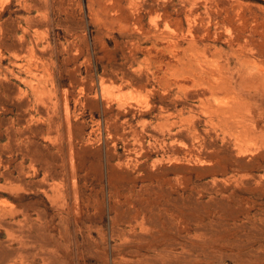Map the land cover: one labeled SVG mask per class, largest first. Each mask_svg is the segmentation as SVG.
I'll use <instances>...</instances> for the list:
<instances>
[{
  "label": "rangeland",
  "instance_id": "obj_1",
  "mask_svg": "<svg viewBox=\"0 0 264 264\" xmlns=\"http://www.w3.org/2000/svg\"><path fill=\"white\" fill-rule=\"evenodd\" d=\"M256 67L264 0H0V264H264Z\"/></svg>",
  "mask_w": 264,
  "mask_h": 264
},
{
  "label": "bare ground",
  "instance_id": "obj_2",
  "mask_svg": "<svg viewBox=\"0 0 264 264\" xmlns=\"http://www.w3.org/2000/svg\"><path fill=\"white\" fill-rule=\"evenodd\" d=\"M208 56H209V54H208ZM256 69H257L258 75L264 81V67H256ZM209 72H211V71H209ZM230 75L231 74L228 75V74H226V72L221 71V70L220 71L219 70L213 71V73L211 72V74H210L212 80H214V81L218 80V82L222 78H227ZM206 91H207V89H206ZM203 92H204V90H203ZM208 92H210V91H207L206 94L209 96L210 93L208 94ZM202 96H204V95L202 94ZM230 117L231 118L226 117L225 121L223 119L222 120L228 125L229 124L234 125V132L237 133L236 136L241 141L247 142V143L251 142V141H255L256 143H258L257 146H259V148L264 149V130H261V129L258 130L257 129V117H256V114L252 111V109H250V108L246 109V108L239 107L238 110L234 111V114H232ZM225 123H223V124H225ZM237 128H240V129L235 130ZM253 145L255 146V144H253Z\"/></svg>",
  "mask_w": 264,
  "mask_h": 264
}]
</instances>
